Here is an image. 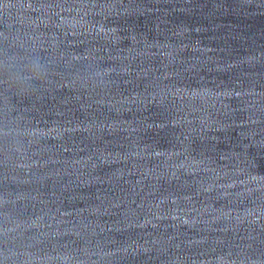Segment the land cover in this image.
<instances>
[{"label": "clouds", "instance_id": "1", "mask_svg": "<svg viewBox=\"0 0 264 264\" xmlns=\"http://www.w3.org/2000/svg\"><path fill=\"white\" fill-rule=\"evenodd\" d=\"M3 70L4 66L0 64V71ZM6 82L19 92L29 94L32 92L35 83H39L40 85L47 84L48 71L38 58H33L27 63L22 73L12 72L7 75Z\"/></svg>", "mask_w": 264, "mask_h": 264}]
</instances>
